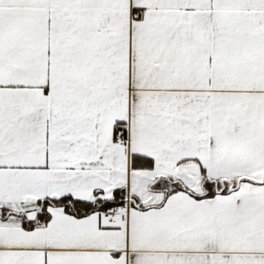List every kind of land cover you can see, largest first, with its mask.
Listing matches in <instances>:
<instances>
[{
  "label": "snow or ice",
  "instance_id": "6c2138e0",
  "mask_svg": "<svg viewBox=\"0 0 264 264\" xmlns=\"http://www.w3.org/2000/svg\"><path fill=\"white\" fill-rule=\"evenodd\" d=\"M0 264H264V0H0Z\"/></svg>",
  "mask_w": 264,
  "mask_h": 264
}]
</instances>
